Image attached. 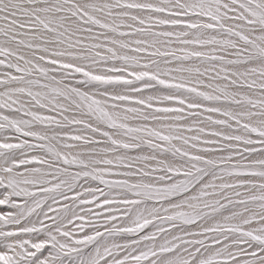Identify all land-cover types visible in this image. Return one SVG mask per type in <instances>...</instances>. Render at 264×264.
Here are the masks:
<instances>
[{"label": "snow or ice", "instance_id": "1", "mask_svg": "<svg viewBox=\"0 0 264 264\" xmlns=\"http://www.w3.org/2000/svg\"><path fill=\"white\" fill-rule=\"evenodd\" d=\"M0 264H264V0H0Z\"/></svg>", "mask_w": 264, "mask_h": 264}]
</instances>
